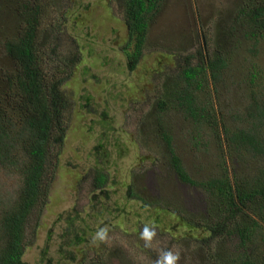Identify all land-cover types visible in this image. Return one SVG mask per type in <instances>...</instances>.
<instances>
[{"label": "rangeland", "instance_id": "obj_1", "mask_svg": "<svg viewBox=\"0 0 264 264\" xmlns=\"http://www.w3.org/2000/svg\"><path fill=\"white\" fill-rule=\"evenodd\" d=\"M245 1L162 0L150 16L143 55L130 70L126 0H0L1 76L16 74L14 64L5 57L3 41L21 30L18 6L24 3L39 9L43 29L39 47L45 74L64 76L65 67L80 59L62 89L70 104L64 110L66 136L53 141L49 151V199L44 210L36 209L30 216L25 237L27 263L48 264L50 257H58V245L66 242L69 221H75V226L85 223L83 231L87 233V225L96 227L101 222L90 196L96 150L104 145L111 153L102 159L112 180L108 204L112 210L124 211L126 219L118 220L120 210L106 213L105 218L110 219L102 227L108 230L106 239L101 241L95 235L87 244L70 249L76 255L74 263L83 258V264H156L171 251L179 254L176 264H203L201 245L189 236L181 237L185 230L177 234L168 231L166 222L180 213L175 207L201 217L207 198L173 173L160 133L165 129L171 134L193 177L213 172L219 163L229 167L250 164L254 174L264 168L260 157L254 162L240 157L231 160L208 123L198 128L188 120L177 106L175 94L183 84L181 68L187 55L197 54L199 48L207 56L219 53L228 63L219 84L201 74L197 93L204 104L214 101L220 118L232 128L239 123L235 116L243 115L250 101V77L264 71V34L257 50L253 39L237 30L233 20ZM12 93L10 89L8 96ZM86 95L93 97L89 112L82 109ZM9 98L3 104L11 109L15 99ZM20 182L15 172L0 166V209L11 205L3 199L15 196ZM129 186L136 194L132 199ZM145 226L155 229L150 241L141 237ZM78 231L75 227L72 234ZM47 247L46 255L43 250Z\"/></svg>", "mask_w": 264, "mask_h": 264}, {"label": "trees", "instance_id": "obj_2", "mask_svg": "<svg viewBox=\"0 0 264 264\" xmlns=\"http://www.w3.org/2000/svg\"><path fill=\"white\" fill-rule=\"evenodd\" d=\"M161 2L126 0L124 23L129 33L128 46L132 48L127 52L130 70L136 68L143 55L150 16L157 12ZM19 9L23 23L21 30L16 37L3 41L5 57L14 64L16 74L11 76L9 73L7 78L0 75V166L15 172L21 179V186L15 196L3 199L11 205L0 209V264H29L24 260L28 223L31 214L36 209L44 210L48 203L49 151L53 141L66 136L64 110L70 107L62 89L80 60L71 61L62 72L64 76L45 74L39 47L43 32L39 9L25 3L19 5ZM233 20L238 24L237 30L249 35L258 50L264 34V0L258 4L257 0H246L235 11ZM205 40L208 42L207 38ZM183 63V84L174 93L179 101L177 106L188 120L198 128H203V122L208 123L220 137V147H227L224 152L231 160L239 157L246 162V159L251 162L259 157L264 159V71L251 75L247 110L243 115L235 116L240 120L232 128L223 116L220 118L215 102L209 100L204 104L197 93L201 87L198 80L201 74L206 73L216 85L219 84L223 70L228 66L227 60L219 53L207 56L199 48L197 54L187 55ZM10 89L14 93L8 96ZM8 97L15 99L11 109L3 104ZM83 98L82 109L89 112L93 97L86 95ZM160 134L167 145L173 173L185 185L197 187L207 198V207L201 217L175 207L180 213L173 214L170 222H166V229L174 234L185 230L181 237L189 236L198 242L203 251L204 257L200 255L203 264H264V168L260 167L262 170L254 174L248 168L250 164H231L229 167L219 163L213 172L193 177L177 153L171 134L165 129ZM195 138L201 140L197 135ZM99 147L103 149L96 150L95 183L90 203L98 210L97 220L101 222L96 227L87 225L90 230L87 233L83 231L85 223L75 226V221H69L66 242L58 245V257H50L48 264H83V258L74 263L76 255L70 249L87 244L100 227L109 224L106 213L114 214L120 210L118 220L126 219L118 206L115 210L109 207L112 180L102 159L111 153L104 145ZM135 195L133 187L129 186V199ZM75 227L79 231L72 234ZM43 252L47 255L49 248Z\"/></svg>", "mask_w": 264, "mask_h": 264}, {"label": "clouds", "instance_id": "obj_3", "mask_svg": "<svg viewBox=\"0 0 264 264\" xmlns=\"http://www.w3.org/2000/svg\"><path fill=\"white\" fill-rule=\"evenodd\" d=\"M108 235L107 228H102L96 233V237L99 240L103 241L106 239ZM156 235L154 228H149L145 226L143 232L141 233V237L147 241H150ZM179 260V254H173L171 251H168L164 254L162 260H157L156 264H176Z\"/></svg>", "mask_w": 264, "mask_h": 264}, {"label": "flooded vegetation", "instance_id": "obj_4", "mask_svg": "<svg viewBox=\"0 0 264 264\" xmlns=\"http://www.w3.org/2000/svg\"><path fill=\"white\" fill-rule=\"evenodd\" d=\"M90 202H91V198H90Z\"/></svg>", "mask_w": 264, "mask_h": 264}]
</instances>
